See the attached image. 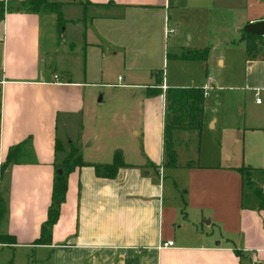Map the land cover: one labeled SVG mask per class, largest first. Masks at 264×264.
<instances>
[{
    "label": "crops",
    "instance_id": "crops-1",
    "mask_svg": "<svg viewBox=\"0 0 264 264\" xmlns=\"http://www.w3.org/2000/svg\"><path fill=\"white\" fill-rule=\"evenodd\" d=\"M0 1L11 8L0 20V165L10 147L28 138L35 158L34 164L11 165L0 174V235L15 240L0 243V264H264V210L242 206V180L235 170H264V103L258 99H264V59L245 57L242 85L233 89L244 99L252 96L256 107L263 105L242 128H234L237 165L176 162L172 168L185 171L182 183L174 174L166 182L161 167L139 156L134 138L141 132L139 89L155 88L160 71L159 88H167L158 66L167 59L169 44L182 50L171 56L177 61L201 47L192 36L186 44L175 34L181 0H48L61 4L60 29L52 13L22 11L24 0ZM243 16L244 22L264 20L245 11ZM213 82L206 70V83L199 87L204 100ZM98 104L110 113L106 126L95 119ZM60 116L82 120L66 144L57 134ZM209 122L203 103L202 127ZM216 124L215 118L211 128ZM128 129L135 161L121 148L127 167L112 179L96 178L90 165L109 162L110 141ZM196 135L178 134L179 144L184 147L187 137ZM56 139L63 147L76 145L88 165L67 176L50 245H35L46 220L54 164L63 158L54 153ZM166 242L172 246L163 248Z\"/></svg>",
    "mask_w": 264,
    "mask_h": 264
},
{
    "label": "rangeland",
    "instance_id": "rangeland-1",
    "mask_svg": "<svg viewBox=\"0 0 264 264\" xmlns=\"http://www.w3.org/2000/svg\"><path fill=\"white\" fill-rule=\"evenodd\" d=\"M252 2L253 0H181L178 6L177 14L181 26L179 29L173 27L175 34H179L180 40L186 44L189 43V37L192 36V43L201 45L198 50L207 49L208 60L205 63L173 60L171 56L179 54L182 50L180 48L172 50L169 44L168 57L162 66H158L163 71L164 84L167 87H203L206 83V70L214 81L213 87L204 100L206 121L210 122L203 124L200 135L187 137L186 146L177 144L175 151L178 164L200 167L237 165L240 143L239 132L234 128H242L248 115L258 112L263 106L256 107L255 99L252 96H245L246 99H244L242 93L233 90L242 85L241 78L244 70L245 54L239 30L250 22H244L243 12L245 11L249 17H264L263 6L259 4L262 1L258 0L256 4ZM220 60L224 61V66L219 64ZM233 76L238 78H233ZM149 81L152 82V80ZM149 81L144 83H151ZM139 90L143 95V111L139 118L141 132L134 138L128 129L121 138L112 139L109 148L113 150L123 148L127 153V159L135 161V156L128 150V146L134 138L141 145L138 149L139 156L141 154L143 160L152 167L163 169L161 178H165L166 182L169 180L171 182L170 177H173L171 174H174L175 179L178 177L177 181L182 183L181 175L185 171L174 170L164 161L162 162V96L147 95L145 89ZM258 99L264 103L262 95ZM95 108H98L95 112V119L101 125L106 126L110 115L107 111L103 112L106 106L98 104ZM215 118L217 124L215 128H211V122ZM81 121L80 118L75 117H59L57 134L63 144L73 140L79 133ZM177 140H181L179 136ZM64 148L67 151L66 145ZM111 160L112 155H108L107 161L111 162ZM248 177L252 185L249 186L244 181V201L256 206L258 202L253 196L254 189L264 193V174L250 173Z\"/></svg>",
    "mask_w": 264,
    "mask_h": 264
},
{
    "label": "trees",
    "instance_id": "trees-1",
    "mask_svg": "<svg viewBox=\"0 0 264 264\" xmlns=\"http://www.w3.org/2000/svg\"><path fill=\"white\" fill-rule=\"evenodd\" d=\"M20 7L22 11L27 13L48 12L56 17V26L61 28L64 20L61 16V4L50 2L48 0H24ZM10 7L5 6L3 1H0V20L3 18L5 11L10 10ZM241 40L244 43V52L247 60L264 59V37H256L240 32ZM207 49L192 50L182 53L179 57L187 61H206ZM159 79L156 81L155 88L146 90L147 95H163L164 106L162 113V154L163 160L169 167H176L177 156L175 148L181 143L177 140L178 134L185 132L188 134L199 135L202 128L203 120V103L205 91L199 87H167L162 91L159 87L162 83L161 71ZM264 131V129H263ZM186 146V142L183 143ZM67 151L64 149L59 140H55L54 153L63 154L62 160L54 164L55 173L52 178L50 202L46 212V220L40 226L38 237L33 241L35 245H50L51 230L55 225L59 208L65 200L67 190V176L77 168L88 165L82 160L79 148L68 143ZM35 158L32 152L29 138L10 147L7 150L5 159L0 165V174L11 165L34 164ZM93 169V174L99 179H112L115 177L120 168L127 167L124 163L123 153L120 149H116L112 153L110 163L100 164L95 163L90 165ZM60 169L61 174L56 171ZM242 180V189L244 181L251 186L249 181L250 173L264 174V170L252 169L249 167H239L235 169ZM258 204L252 206L250 203H245L242 196L243 207H256L259 210H264V193L258 189H254V194ZM4 213V204L0 198V217ZM14 244L15 240L10 235H0V243Z\"/></svg>",
    "mask_w": 264,
    "mask_h": 264
},
{
    "label": "water",
    "instance_id": "water-1",
    "mask_svg": "<svg viewBox=\"0 0 264 264\" xmlns=\"http://www.w3.org/2000/svg\"><path fill=\"white\" fill-rule=\"evenodd\" d=\"M241 31L247 35L264 37V20L247 23L241 28ZM56 173L61 174V170L58 169Z\"/></svg>",
    "mask_w": 264,
    "mask_h": 264
},
{
    "label": "built area",
    "instance_id": "built-area-1",
    "mask_svg": "<svg viewBox=\"0 0 264 264\" xmlns=\"http://www.w3.org/2000/svg\"><path fill=\"white\" fill-rule=\"evenodd\" d=\"M53 79L56 80L57 77L54 76ZM204 95H206V92L204 93ZM255 96H257V93L255 94ZM171 246H172V242H166V243L162 244V247H163V248H165V247H171Z\"/></svg>",
    "mask_w": 264,
    "mask_h": 264
}]
</instances>
